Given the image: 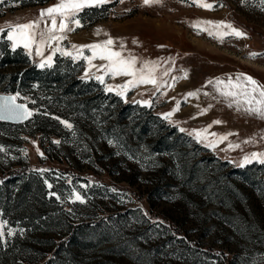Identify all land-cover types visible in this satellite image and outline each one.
<instances>
[{"label": "rangeland", "instance_id": "rangeland-1", "mask_svg": "<svg viewBox=\"0 0 264 264\" xmlns=\"http://www.w3.org/2000/svg\"><path fill=\"white\" fill-rule=\"evenodd\" d=\"M57 2L4 0L0 29L35 20ZM207 2L212 10L192 0H110L80 13L82 26L62 47L111 37L142 60L165 58L161 67L174 69L163 77L168 85L187 72L154 96L151 85L132 89L126 101L94 78L82 79L83 59L57 54L52 67L40 68L34 49L31 56L22 46L13 51L0 32V93L19 92L33 112L22 123H0V219L15 233L0 242V264H264V164L239 166L245 154L264 152V119L203 95L212 91L203 87L209 78L229 74L264 84V55H250L264 53V5ZM204 21L231 24L246 37L228 34L221 43L193 25L217 36L230 30ZM196 89L198 98L186 96ZM177 101L179 110L164 119ZM214 120L222 123L209 132L236 134L215 150L189 135ZM250 137L257 143H241L243 151L222 150ZM74 189L84 203L73 202Z\"/></svg>", "mask_w": 264, "mask_h": 264}, {"label": "snow or ice", "instance_id": "snow-or-ice-1", "mask_svg": "<svg viewBox=\"0 0 264 264\" xmlns=\"http://www.w3.org/2000/svg\"><path fill=\"white\" fill-rule=\"evenodd\" d=\"M109 2L110 0H58L57 4L46 9H41L37 19L27 23L10 25L7 30L0 29V32H7L6 39L11 42L13 51H15L17 47L22 46L24 49L28 50L27 54L31 56L34 49L35 55L41 57L40 63L38 64V67L40 68L52 67L54 57L57 54L69 57L73 59V61L83 59L86 62L87 67L84 76L81 78H94L100 84L104 85L106 92L114 91L117 96L124 98L125 101L127 99L126 93L132 89L151 85L154 90L152 95L154 96L165 86H174L177 79L187 78V72L185 70L184 76L172 77L173 83L172 85H168V82L165 81L163 77L168 76L174 69L171 67H161L160 61L165 60V58H158L155 61L142 60L131 51H127L123 40L117 42L111 37L99 43L83 45L70 44L69 46L62 47L63 41L67 39V33L75 31V27L82 26L79 19L81 12L88 8L100 7ZM120 2L123 3L124 0H120ZM0 3H4V0H0ZM161 3L162 0H143V4L149 6ZM192 3L197 7H202L206 10H212L214 8V5L208 3L207 0H192ZM261 4L264 5V0H261ZM201 23L214 24L218 29L226 28L230 30L229 32H221L220 35L217 36L206 28H200L197 25H193L197 28L198 33L200 31H208L210 36L218 38L221 43H223V36L228 34L234 35L237 38L246 37V33L233 27L231 24H225L223 21H204ZM41 24L44 25L43 28L40 27ZM98 34L99 30L97 31V35ZM133 43L135 44L137 41L134 39ZM69 48L71 50H69ZM45 49L49 50L47 55H45ZM85 50L90 51L91 55H85ZM250 55L252 58H255L257 55H264V53H251ZM95 60H99L102 63L95 64ZM166 62L174 65L175 58L168 57L166 58ZM93 68L96 69V72H91V69ZM96 73L102 74L98 75ZM105 77L111 79L126 77L127 79L124 83L113 86L105 82ZM209 85L212 86V91L203 92V95L211 96L213 99L220 97L229 108L234 107L238 112L242 111L247 115L264 119V84H261L251 75L237 73L235 74V77H233L232 74H229L226 77L209 78L203 87L207 88ZM200 93L201 89H196L195 91L188 92L186 96L198 98ZM161 94L166 95V92ZM19 97V92L15 95L0 97V120L24 121L33 115L32 110H29L26 104L17 103ZM135 102L143 106H152L151 100H139ZM179 103V101L176 102V107L171 112L161 114L163 118L170 119L174 112L179 110ZM211 107H213V105L209 104L208 108L201 109L200 115L206 114ZM54 118L59 119L58 117ZM193 118L195 119L196 117ZM60 123L64 124L65 127L69 129L72 128V125L67 121L61 120ZM220 123L222 122L214 120L205 128L191 130L189 135L193 136L197 142L205 143L206 147L215 150L219 144L227 141L229 136L236 135L231 132L227 134L209 132V129L213 125ZM179 130L181 132L187 131L184 128H180ZM209 136L214 137L215 139L209 140ZM260 138L261 140H264V135H261ZM54 143L59 144L60 141L57 140L54 141ZM241 143L253 144L257 143V141L255 137H250L240 143H232L229 141L227 148L222 150H236L239 148L243 151ZM2 151H4V146L0 145V152ZM37 151L39 152L38 147ZM40 155H43V153H40ZM253 161L264 164V152H251L245 154L239 166L243 167ZM0 183H2V181H0ZM45 183L49 189L52 188L50 183L47 181H45ZM112 191H116V189H112ZM51 194L55 195V193ZM72 195L74 196L73 202H85L83 196L75 191V189L73 190ZM57 199H59L58 196ZM160 223L163 222L161 221ZM14 234L13 230L7 229V221L0 219V242H6L5 237Z\"/></svg>", "mask_w": 264, "mask_h": 264}, {"label": "water", "instance_id": "water-1", "mask_svg": "<svg viewBox=\"0 0 264 264\" xmlns=\"http://www.w3.org/2000/svg\"><path fill=\"white\" fill-rule=\"evenodd\" d=\"M11 95H14V94H10V93H0V97H2V96H11ZM17 103H23V104H26L27 107H28V109L31 110L30 106H29L27 103L22 102V101H19L18 99H17ZM27 120H28V119H27ZM27 120H24V121L0 120V121H4V122H8V123L18 124V123L25 122V121H27Z\"/></svg>", "mask_w": 264, "mask_h": 264}, {"label": "trees", "instance_id": "trees-1", "mask_svg": "<svg viewBox=\"0 0 264 264\" xmlns=\"http://www.w3.org/2000/svg\"><path fill=\"white\" fill-rule=\"evenodd\" d=\"M3 122V121H0V123Z\"/></svg>", "mask_w": 264, "mask_h": 264}]
</instances>
